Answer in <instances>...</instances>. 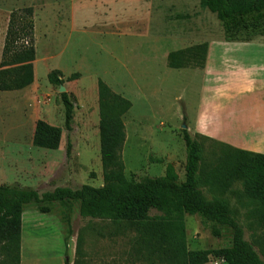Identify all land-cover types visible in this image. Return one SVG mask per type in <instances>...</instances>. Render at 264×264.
Wrapping results in <instances>:
<instances>
[{
  "label": "rangeland",
  "instance_id": "obj_1",
  "mask_svg": "<svg viewBox=\"0 0 264 264\" xmlns=\"http://www.w3.org/2000/svg\"><path fill=\"white\" fill-rule=\"evenodd\" d=\"M27 7L33 10L34 78L22 90L0 92V185L39 194L57 187L102 186L96 88L101 79L130 102L122 117L121 150L128 181L163 176L168 166L183 181L186 151L181 131L192 138L216 131L213 138H197L202 146L199 186L208 199L222 200L236 213L244 240L263 260V230L249 214L255 203L240 200L239 182L220 189L213 170L225 151L222 144L235 148L245 141L242 120L263 106V95L253 86L263 79L264 37L225 42L220 23L200 0H0V58L9 14ZM203 43L207 53L202 67L195 60L180 69L167 66L168 54ZM52 70L61 73L74 106L70 132L64 128L58 88L47 82ZM75 73V80H66ZM229 113L241 128L233 137L228 136L224 116ZM38 120L60 128L57 150L32 145ZM258 142L263 143V132ZM77 208L74 203L67 247L57 209L41 214L33 206L25 208L23 264H64L65 259L69 264H158L141 244L139 225L82 218ZM157 215L151 212L150 218ZM183 222L189 251L230 244L228 229L214 237L210 223L198 216L185 215ZM214 261L210 258L206 264Z\"/></svg>",
  "mask_w": 264,
  "mask_h": 264
},
{
  "label": "trees",
  "instance_id": "obj_2",
  "mask_svg": "<svg viewBox=\"0 0 264 264\" xmlns=\"http://www.w3.org/2000/svg\"><path fill=\"white\" fill-rule=\"evenodd\" d=\"M220 23L227 43H250L256 37H264V0H200ZM33 10L17 9L9 14L0 58V92L22 90L32 84L35 60ZM207 44L168 54L167 66L180 69L195 60L202 67L206 60ZM78 74H71L72 81ZM47 82L59 88L64 80L61 73L52 70ZM98 104L99 155L102 186L82 185L71 189L57 187L39 194L36 190L0 185V264H20L21 216L27 206H33L41 214L58 210L64 227L63 242L71 236L70 214L73 204L78 205L82 218L106 219L139 225L141 244L149 257L158 264H206L210 258L223 259L224 264H264L253 246L244 240V231L237 215L222 200L208 199L199 186V169L202 146L196 134L190 137L182 130L186 151L184 180L179 181L168 166L163 176L128 181L124 176L121 150L125 141L123 115L130 102L113 93L101 80L96 81ZM64 109V128L72 130L73 104L66 93L59 95ZM60 128L43 120L35 123L32 145L47 150H57L60 145ZM224 147L218 165L213 170L215 183L226 190L239 182L242 201L255 203L249 212L263 230L264 241V155L243 151L222 144ZM66 154L70 144L66 145ZM158 215L150 218V213ZM198 216L211 225V234L220 236V229L230 231V244L215 250L186 248L184 216ZM64 264H69L65 259Z\"/></svg>",
  "mask_w": 264,
  "mask_h": 264
},
{
  "label": "crops",
  "instance_id": "obj_3",
  "mask_svg": "<svg viewBox=\"0 0 264 264\" xmlns=\"http://www.w3.org/2000/svg\"><path fill=\"white\" fill-rule=\"evenodd\" d=\"M248 46L251 47L253 45H248ZM251 48H254V47H251ZM249 86H251V85L248 84V87ZM253 87L256 88V90H259L260 94L263 95V106L259 110L260 111L259 113L255 112V110H254V113H253V115H251L249 120L248 119L247 120H244V119L242 120L244 125H245V127L243 126V129H244L243 130V134L247 135L246 139L243 142L239 141L238 143H240V145L238 147L236 145H233V146L236 149H240V150H243V151L252 152V153H258V154H263L264 155V43H263V79H261V81L259 83H255ZM227 111L228 110L225 109L223 112H227ZM224 116L227 117V120L229 121V123H227L228 124V136L229 137H231V136L233 137V136H235L236 128H239L238 127L239 124H237V123H235V122L230 120V118H229L230 113L228 115H224ZM220 117H222V116H220ZM255 124H256V127H259L263 131L258 130L257 128H255ZM246 125L250 126V127H247ZM239 129H241V128H239ZM261 132H263V143L258 142V139L260 138ZM198 133L203 135V136H207V137L213 138V136H215L216 131H212L211 133H209V132H206V133L198 132ZM228 139H230V138H228ZM228 142L231 143V145L233 143V142H230V141H228ZM5 186H7V185H5ZM34 218H35V216H32L30 219L33 220ZM24 219H25V210L23 211L22 216H21V233H22V230H24V226H23L24 225ZM21 241H22V237L20 235V264H23L24 261L22 259V249H21L22 245H21ZM27 264H29V263H27ZM30 264H32V263H30Z\"/></svg>",
  "mask_w": 264,
  "mask_h": 264
},
{
  "label": "water",
  "instance_id": "obj_4",
  "mask_svg": "<svg viewBox=\"0 0 264 264\" xmlns=\"http://www.w3.org/2000/svg\"><path fill=\"white\" fill-rule=\"evenodd\" d=\"M58 92L61 94V93H65V88L63 86H59L58 88ZM182 129H185V126L183 125L182 126Z\"/></svg>",
  "mask_w": 264,
  "mask_h": 264
},
{
  "label": "built area",
  "instance_id": "obj_5",
  "mask_svg": "<svg viewBox=\"0 0 264 264\" xmlns=\"http://www.w3.org/2000/svg\"><path fill=\"white\" fill-rule=\"evenodd\" d=\"M219 263H224L223 259H216L213 264H219Z\"/></svg>",
  "mask_w": 264,
  "mask_h": 264
}]
</instances>
